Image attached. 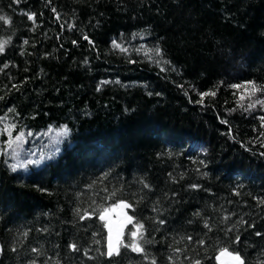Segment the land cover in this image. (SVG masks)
I'll return each instance as SVG.
<instances>
[{
	"label": "trees",
	"instance_id": "1",
	"mask_svg": "<svg viewBox=\"0 0 264 264\" xmlns=\"http://www.w3.org/2000/svg\"><path fill=\"white\" fill-rule=\"evenodd\" d=\"M0 15V264H221L224 247L264 264V0H0ZM121 201L122 244L139 222L145 251L108 258L101 217Z\"/></svg>",
	"mask_w": 264,
	"mask_h": 264
},
{
	"label": "snow or ice",
	"instance_id": "2",
	"mask_svg": "<svg viewBox=\"0 0 264 264\" xmlns=\"http://www.w3.org/2000/svg\"><path fill=\"white\" fill-rule=\"evenodd\" d=\"M17 2H19V0H17ZM53 12H56V9L53 8L52 9ZM35 18H36V14L35 13H32V14H29L28 15V19L29 20H32V21H35ZM57 19H59V16L57 15ZM0 21H4L5 23H8L10 24L11 23V20L10 18H8L7 16L5 15H0ZM85 40L88 39L87 36L84 37ZM9 40H0V54H3L4 51H5V47L7 44H9ZM24 43H27V41H24ZM73 43H75V41H73ZM114 47H118V48H121L122 51H126V49L122 48L121 45H118V44H115L114 42ZM156 53L159 54L160 53V49L157 48L155 49ZM5 67H7V65H5ZM247 84H251L253 86V94L255 93V91L257 90H260L256 85H255V82L253 81H249V82H246ZM233 88H240L241 85L239 84H234L232 85ZM210 93H202L201 96H204V95H209ZM215 93H211V95H214ZM256 103H261V104H264V101H256ZM249 107H254V105H249ZM261 119H264V117H261ZM6 131H8L9 133V136H11V131H10V128L8 129H5ZM70 133V129L67 128V126H64V128L60 131V133L58 135L60 136H67L69 135ZM25 133L21 132L20 135L16 136L15 137V140H9L8 141V147L9 148H12L13 144H17V142H23V137H24ZM28 135H31V133H28ZM19 145L17 144V147ZM13 156L17 155V153L15 152V149H13ZM39 161H32V160H29L27 161L26 163H19V164H12L10 167H11V170L13 172L17 171L18 168H22V167H27V164H34V163H38ZM145 187H147V185H145ZM195 187V186H193ZM261 203H264V200L261 201ZM115 207H120V208H133V205L131 203H128V202H125V201H121L119 202V204L117 205H114ZM196 215H199L198 213ZM102 219L104 218L103 216L101 217ZM133 216H127L126 217V220L127 222H132L133 221ZM161 223H163V221H161ZM137 231H131L130 232V236L133 238L131 240V242L129 244H122V241H121V236H120V231L118 230L117 231V234H116V237H115V240L113 238V235H112V228L111 226H109V235H108V242H107V251L106 253H103L104 255H107L108 257H114V256H119L120 255V246H123L125 248H128V247H131L132 251L134 252H138V253H144V248L141 246L140 242L136 239L137 236H138V233H139V237H140V240L143 239V232L142 231H139V230H142L144 229V225L137 222L136 225H135ZM205 227L208 228L210 227L207 223H205ZM25 235H27L25 233ZM257 236L259 235H262V233L260 232H257L256 233ZM188 239H191V237H189ZM200 244H204L205 241L203 240H200L198 241ZM240 237H237L236 238V241L235 243H240ZM72 249L74 251H77V247L75 244H73L72 246ZM15 250V249H13ZM33 251H36V249H32ZM4 251V248L2 245H0V253H3ZM226 257L227 258V261H224L222 258ZM216 259L218 261H221V264H247L244 256L242 255V253L239 251V250H232V251H229V249L227 247H224V248H221L220 251H219V254L216 256ZM152 264H156L155 260L152 261ZM196 264H200V261L197 260L196 261Z\"/></svg>",
	"mask_w": 264,
	"mask_h": 264
},
{
	"label": "water",
	"instance_id": "3",
	"mask_svg": "<svg viewBox=\"0 0 264 264\" xmlns=\"http://www.w3.org/2000/svg\"><path fill=\"white\" fill-rule=\"evenodd\" d=\"M130 216L129 212H128V208H120L118 207V209L114 212H107L105 214H103V221L106 223V230H107V242H108V235H109V226H111L112 228V235L113 238L115 240L117 231H120V236H121V241L123 239L124 234L126 233L129 225L132 222H127L126 217ZM106 249H107V244H106ZM108 258H112V257H108ZM224 261H227V258L224 257L222 258ZM221 262V261H220Z\"/></svg>",
	"mask_w": 264,
	"mask_h": 264
},
{
	"label": "rangeland",
	"instance_id": "4",
	"mask_svg": "<svg viewBox=\"0 0 264 264\" xmlns=\"http://www.w3.org/2000/svg\"><path fill=\"white\" fill-rule=\"evenodd\" d=\"M62 129H59L58 131H53L55 132V135L58 137H62L60 135H58L60 133ZM52 138H54V136L52 135ZM53 141V140H51ZM48 142L47 144L41 146V148L34 150L32 153V157H33V161H43L44 159H48L50 158V155L53 154V149H54V145L53 143ZM37 148V147H36Z\"/></svg>",
	"mask_w": 264,
	"mask_h": 264
}]
</instances>
